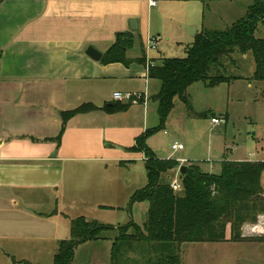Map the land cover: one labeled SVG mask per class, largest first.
<instances>
[{
  "label": "crops",
  "instance_id": "1",
  "mask_svg": "<svg viewBox=\"0 0 264 264\" xmlns=\"http://www.w3.org/2000/svg\"><path fill=\"white\" fill-rule=\"evenodd\" d=\"M238 1H247L245 14L254 3L230 0ZM224 2L0 0V264H37L27 249L30 240L41 244L42 239L55 237L59 246L72 219L67 209L81 207L80 216L87 219L88 213L103 216L120 208L121 201L127 203L133 191L147 183L145 152L133 148L160 123L159 103L153 98L162 83L149 76L146 65L148 59L157 63L164 56L151 57L145 44L154 33L160 41L166 35V41L192 44L205 29L231 26L243 16L222 24ZM189 7L195 9L193 14L184 12ZM174 8L177 16L165 30L157 18ZM215 15L213 22L210 17ZM132 19L137 21L136 30L131 28ZM126 31L134 34L139 48L134 54L127 52L134 61L129 66L103 63L117 33ZM142 42L146 63L138 61ZM89 47L102 53L100 60L86 53ZM116 91L143 92L148 100L108 112L103 107L113 105ZM85 103L96 109L72 116L58 142L62 112ZM154 137L150 135L146 145L158 158L174 159L157 154ZM79 175H86L87 183L91 180L86 195L77 194L67 203L63 181L68 176L78 181ZM56 193L59 197L54 198ZM47 201L55 207L44 212Z\"/></svg>",
  "mask_w": 264,
  "mask_h": 264
},
{
  "label": "trees",
  "instance_id": "2",
  "mask_svg": "<svg viewBox=\"0 0 264 264\" xmlns=\"http://www.w3.org/2000/svg\"><path fill=\"white\" fill-rule=\"evenodd\" d=\"M260 20L264 21V0H254L246 14L231 26L219 30L205 29L198 33L185 57H164L150 67L149 76L162 83L161 91L153 98L159 103L160 123L139 137L133 148L145 152L148 182L130 198L131 205L137 201L149 202L147 234L134 222L115 226L78 216L70 220V238L59 242L53 264H71L76 246L105 238V231L118 232L114 243V260L117 258L119 243L134 239L135 242L147 240L179 246L189 241H264V236L248 237L243 232L244 225L257 224L260 216L264 215V188L261 185L264 161L223 160L219 173L206 172L198 163L193 162L187 166L185 173L179 171L183 190L176 192L171 181H163L162 177L174 169L178 172L179 162L175 159L158 158L146 145V139L150 135L165 127L175 107L176 98L189 103L190 86L200 81L211 85L229 81L230 77L219 73L222 69L225 70V61L230 58L233 60V52H252L256 63L252 78L264 81V39L255 36ZM134 44L135 36L132 32L117 33L115 43L101 61L120 62L129 66L134 59H130L127 52ZM141 45L143 56L138 61L146 63L143 42ZM130 105L131 103L115 101L111 106L106 104L103 109L115 112L126 110ZM94 109L95 105L85 103L75 109L63 111L62 130L57 141H60L67 121L72 116ZM56 212L55 210L51 214ZM228 227L231 229L229 239ZM131 229L136 230L135 236L129 233ZM169 263L178 264V261L170 258Z\"/></svg>",
  "mask_w": 264,
  "mask_h": 264
},
{
  "label": "rangeland",
  "instance_id": "3",
  "mask_svg": "<svg viewBox=\"0 0 264 264\" xmlns=\"http://www.w3.org/2000/svg\"><path fill=\"white\" fill-rule=\"evenodd\" d=\"M222 1H225V4H220L223 7H220L221 10L224 12L222 16L224 18H221L222 24H231L230 22L244 16L247 1H238V4H234L230 0ZM231 4L232 7L237 6V9L228 8ZM194 10L189 7L185 8L184 12L193 14ZM176 12L177 10L174 8L162 19H160L162 16L159 15L157 22L159 25L164 24L165 30L169 26L170 30ZM216 17L218 15H215L214 18L210 17V20L214 22ZM255 36L264 39V21L260 20L257 24ZM152 37L158 36L154 33ZM162 38V41H158L157 49H151L145 44L146 47L148 46L147 50L151 57L157 58L163 55L164 57L183 58L186 56V49L191 41H175L173 39L166 41L168 38L166 35H162ZM135 45L129 54L138 52L139 48ZM232 59L225 61V70L222 69L219 73L230 77L229 81L214 85L200 81L189 87V103H185L179 98L175 99V107L170 113L165 127L155 133L154 139L159 146L157 153L159 156L173 157L180 166H188L195 162L210 173L221 172L223 160L264 161V81L252 78L256 68L252 52L243 54L235 51L232 54ZM213 117L220 121L213 123ZM174 141L184 144L185 149L174 152L171 147ZM181 158H185L186 162L181 163ZM85 176L79 175L78 181L68 176L63 181L62 186L66 191L64 201L70 203L73 196L77 198L78 195H86L85 188L88 187L91 180L89 178L87 183ZM162 178L163 181L171 182L175 178L180 180V173L177 171L174 174L168 172ZM77 184L78 187H76ZM145 184L136 190L143 188ZM261 185L264 188V171ZM57 197L59 196L56 193L54 198ZM130 198L127 203L121 201L120 208L105 212L103 216L96 217L93 214H86L90 220L97 219L99 222L115 226H124L134 222L147 234L149 202L146 200L137 201L131 205ZM52 207L55 206L51 204V201H47L43 205L42 211L47 212ZM76 208L67 209L72 219L82 214L81 209L84 210L81 207ZM69 222L66 224L67 232L60 239L70 238L71 225ZM263 222L264 215H261L260 222L256 225H244V235L248 237L264 236ZM129 233L134 236L137 234L134 229H131ZM103 236L106 237L76 246L74 260L71 264H161L162 260L166 261L162 264H170V258H176L178 264H264V241H189L179 246L147 240L135 242L136 239H134L130 242L121 241L119 243L115 261L114 243L118 232L105 231ZM230 236L231 229L228 227L227 238L229 239ZM56 240L58 239L55 237L42 239V243L38 244V241L31 239L27 249L34 258V262L53 264L54 255L58 250Z\"/></svg>",
  "mask_w": 264,
  "mask_h": 264
},
{
  "label": "built area",
  "instance_id": "4",
  "mask_svg": "<svg viewBox=\"0 0 264 264\" xmlns=\"http://www.w3.org/2000/svg\"><path fill=\"white\" fill-rule=\"evenodd\" d=\"M151 3L155 4L156 2L151 1ZM158 41H159V37H150L149 41H148L149 48L157 49L158 48ZM154 65H155V62L152 59H148L147 65H146L148 73H149L150 67H152ZM113 97H114V100L116 102H123V103H138L141 101L147 102V100H148V96L146 93L134 92V91H116L113 93ZM219 121L220 120L218 118H212L213 123H218ZM172 148L174 150H182V149H184V144L176 142L172 145ZM180 162L185 163L186 159H181ZM179 171L180 170H178V173H179ZM171 186L176 192H180L183 190L181 181L178 180L177 178L172 180ZM254 225H256V224H254Z\"/></svg>",
  "mask_w": 264,
  "mask_h": 264
},
{
  "label": "water",
  "instance_id": "5",
  "mask_svg": "<svg viewBox=\"0 0 264 264\" xmlns=\"http://www.w3.org/2000/svg\"><path fill=\"white\" fill-rule=\"evenodd\" d=\"M131 28H132V30L137 29L136 19L131 20ZM186 29H187L188 33H190V27H187ZM86 53L95 60H100L102 57V53L100 51L96 50L94 47H89ZM187 168H188L187 166H181L180 172L185 173Z\"/></svg>",
  "mask_w": 264,
  "mask_h": 264
}]
</instances>
